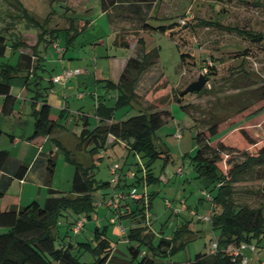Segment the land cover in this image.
I'll return each instance as SVG.
<instances>
[{
	"label": "rangeland",
	"instance_id": "374dc122",
	"mask_svg": "<svg viewBox=\"0 0 264 264\" xmlns=\"http://www.w3.org/2000/svg\"><path fill=\"white\" fill-rule=\"evenodd\" d=\"M19 1L29 15L39 22H43V19L51 11V0ZM13 5L14 0H0V31L4 32L8 38L21 36L31 44L35 43L37 28L32 25L30 20L21 16V13ZM84 5L89 10L81 12ZM70 7L75 11H71ZM52 10L56 15L49 21L51 29L60 25L63 30L55 39V43L60 46L59 52L49 48L47 59L43 62L45 75L41 89L49 98V103L54 105L55 99H58L62 104L63 98L61 95L58 96V86L50 87L48 78L49 74L58 72L57 69L59 70L61 67L59 60L66 48L67 31L64 29L68 27L67 18L92 20L95 24L93 30L99 31V28L103 26H110V17H100L99 0H61L53 2ZM146 16L147 22L154 27L169 26L178 21L180 25L188 24V27L180 32V30L177 31L179 26H175L172 29L176 31L174 39L169 36V31L165 34L141 31L140 36L143 39L144 48L146 50L156 48L158 60L141 77L138 92L140 94L139 105L133 103L131 107L116 109L114 112L116 120L122 118L126 113L129 117L133 116L141 110V107L145 108L155 104L165 96L171 97V89L184 90L190 83L196 81L199 75L205 73L201 72L203 65L209 63L214 68L212 71L214 75L208 77L204 93H190L185 95L181 104L171 100L166 105L165 108L170 112L171 119L156 131L154 143L158 151L168 152L169 157L166 159L163 154L152 165V172L158 180L149 185H145V181H141L139 185L130 188L124 187L122 183L121 187L116 189L113 188L114 184H111L107 190L97 191L94 195L96 207L90 213L91 219L83 214L82 217L85 221L83 230L78 235L70 233V237L65 240L67 242L71 240L74 245L78 241L88 240L94 246L95 226L107 225V233L112 245H119L115 254L118 257H123L128 253L127 245L118 229L119 227L124 228L127 234L131 227L129 219L122 218V223H119V215L112 209L106 208L105 203H101L102 195L108 194L109 198L113 190L116 191L115 193L123 190L124 194H127V189H135L138 195H142L143 193L147 194L145 191L147 190L148 197L154 195L149 209L148 197L144 201L145 213L148 214L150 223L147 229L150 227L151 233L154 234V243H157L160 237L171 238L178 228H186L187 242L169 259L172 264H184L193 259L195 254L208 252L220 235V231L214 230L209 221L199 219L211 217L214 211L219 212V210H213L215 206L212 198L216 192L214 186L206 178L198 177L194 169L192 158L198 150L195 140L196 132L205 127L211 115L227 116L234 111L238 103L246 102L245 98L239 96L237 87L245 84L256 87L264 83V38L259 41H251L236 32L216 29L213 26H207L206 23L217 22L224 27L252 31L264 37V0H157L155 7L148 11ZM122 24H133L135 30H140L141 25L133 21H124ZM89 33H93V31L91 29L85 31L81 37H77L79 38L77 43L68 47L64 55L65 61L74 64L72 69L75 66L82 69L94 66L93 71L97 69L99 73L107 76L109 65L108 58L105 57L106 54L120 57L122 54H128L127 48L115 47L112 39L109 41L108 37L101 38L99 43L88 44L86 42ZM139 49V45L136 44L134 52L138 54ZM186 53L193 55V58H186L185 63L182 64L181 55ZM195 60L199 65H194ZM0 61L6 63L5 59H0ZM240 67L248 76H245L243 72L232 74ZM160 76L169 85L160 88L159 93H156L157 96L153 94L150 95V98L145 97V90ZM102 84L98 85L99 99L108 107H113L116 91L102 87ZM51 89L57 96L50 92ZM94 92L92 90V93ZM75 96L69 98L71 107H74L75 111L79 107H85V113L91 118V125L94 127L96 120L90 108L93 105L88 102V98L79 102ZM87 96L90 97L88 94ZM182 105H188L187 112L182 110ZM240 123H242L240 124L241 128L258 142L257 131L264 133V113L258 115L250 123ZM178 133L181 135L180 138H175ZM69 144L67 148L70 149L72 143ZM76 150L77 152L73 151L74 156L82 164V157H87V154L79 155V149L76 148ZM107 152V154L102 153L101 159L96 162L95 178L99 181L113 179L110 174V166L113 163H118L123 167L127 162L126 172L129 168L136 172L148 160L139 155L130 154L128 156L127 150L121 144H116L113 148L110 147ZM227 157L232 161H243V156L240 154H230ZM54 159L55 175L61 185V191L67 192L70 190L71 183L69 182L67 185L66 179L74 172V168L65 160L62 153ZM138 176L143 177L144 173L138 172ZM258 177L259 174L253 172L251 176H244L234 185L233 199L238 205L250 208L264 206V178L258 179ZM133 181L134 176L132 175L127 183L130 184ZM127 201L131 210H136L137 204L133 198L128 197ZM106 209L108 213H111L110 217L117 219L116 225L108 223V220L111 219H106ZM66 218L72 220L74 216L68 214L60 219L58 231L61 239L58 242L63 241L62 236L66 233ZM2 231L0 229V232ZM245 245L250 246L249 243ZM252 246L256 249L254 253L249 250L243 252L244 257L248 259V264H264V248L258 247L255 239H253ZM74 252H77L76 249ZM86 260H92L91 251L85 252L81 257V261Z\"/></svg>",
	"mask_w": 264,
	"mask_h": 264
},
{
	"label": "trees",
	"instance_id": "16d2710c",
	"mask_svg": "<svg viewBox=\"0 0 264 264\" xmlns=\"http://www.w3.org/2000/svg\"><path fill=\"white\" fill-rule=\"evenodd\" d=\"M59 1L61 0H51V11L43 22H39L29 15L19 0H14V8L21 13V16L30 20L37 28V32L36 43L30 46L21 36L8 38L4 32L0 31V56H4L8 49L16 52L27 49L30 51V53L19 52L18 61L14 66L0 65V95L4 97L2 113L5 115L11 114L15 103L8 82L23 72L29 75L31 70L35 71L33 58L38 56V47L42 43H53L59 36V32L63 30L60 27L47 28L50 19L54 17L53 2ZM156 3L157 0H100V9L104 13H108L111 9L121 10L122 19L141 24V31L162 34L169 31V36L174 39L176 31L172 29L179 26L177 31L181 32L182 29L188 27V24L180 25L178 21L169 26H151L147 22L146 14L155 7ZM67 21L68 27L64 29L67 31L66 48L72 45L80 34L75 19L67 18ZM206 25L228 32H236L251 41L264 38L259 33L224 27L217 22H208ZM137 44L140 48L138 54L127 59L118 80L115 83L110 80L104 81L105 88L113 89L117 93L114 106L108 107L101 100L98 101L94 114L97 124L92 128L89 126V118H82L84 122L78 135L77 148L80 150L83 147L90 154L92 164L84 167L69 151H65L66 161L74 168L69 191L49 188L43 205L34 201L19 209L13 207L0 211V229L3 230L0 232V264H172L169 260L171 256L187 242V230L181 227L174 231L171 238L160 237L157 243H154V234L149 233L146 226H138L145 220V208L138 206V202L143 200L135 201L136 210L120 216V219H134L138 226L130 228L125 236L128 253L124 258L118 257L113 252L112 241L107 235V225L94 228V246L90 241H78L74 245L71 240L68 242L65 240L70 237L73 225L83 214L88 218L91 217L90 213L96 207L95 193L107 190L111 185V180L99 181L95 178L96 162L101 159L99 153L106 149L109 136L125 144L128 156L133 154L148 159L133 173L132 183H127L126 179L122 180L124 187H135L141 181H145L146 185L156 182L158 179L152 172L153 163L163 154L166 159L169 157L168 152L157 150L154 143L155 133L171 119L170 112L165 108L166 105L171 100L180 104L183 102L185 95L180 96L183 90L171 89V97L165 96L155 104L145 108L141 107L137 114L124 120L113 121L116 109L131 107L133 103L139 105L140 94L138 92L141 77L158 60L157 49L146 50L142 37H139ZM189 57L193 58V55L182 54V64ZM194 65H199V63L195 60ZM213 70L214 68L208 63V65H203L201 72L206 71L202 75L208 78L214 75ZM239 72L248 76L241 67L232 74ZM151 85L145 90L147 98L159 93L160 88H165L169 84L160 76ZM25 86L27 88L29 86L28 78ZM237 90L239 96L245 98L246 102L238 103L234 111L227 116H210L205 127L196 132L195 140L198 150L192 158L197 176L209 180L216 191L212 198L215 206L213 210L218 209L219 212H213L210 223L214 230L220 231L216 240L217 249L214 254L197 253L193 259L184 264H240L239 258L230 255V248L246 243L252 244L253 239L258 247L264 248V206L250 208L238 205L233 199L234 185L244 176H251L255 172L259 174L258 179L264 178V133L257 131L259 139L257 142L240 125L242 124L240 122L250 123L258 115L264 113V83L256 87L245 84L237 87ZM204 92L203 88L199 94ZM35 93L36 96L33 99L42 96L37 87ZM181 108L187 112L189 107L182 105ZM49 115L50 106L46 100H43L40 110L35 113L34 132L31 138L52 135L57 125L49 119ZM230 154H240L243 156V161L236 162L228 159L227 156ZM8 160V153L0 151V170H5ZM48 163L47 176L51 178L55 169L54 158H50ZM136 165L138 166L137 163ZM26 170V165H19L16 177H23ZM141 171L144 173L143 177L138 176V172ZM6 187L7 182L3 179L0 183V195H3ZM116 187L120 188L121 184L119 183ZM153 196V194L149 196L148 208H150ZM68 214L74 218L72 220L66 218V233L62 236L63 241L58 242L61 239L58 231L59 221ZM75 249L77 252H74ZM87 251H91L92 260L81 261V257Z\"/></svg>",
	"mask_w": 264,
	"mask_h": 264
},
{
	"label": "crops",
	"instance_id": "0c3cea01",
	"mask_svg": "<svg viewBox=\"0 0 264 264\" xmlns=\"http://www.w3.org/2000/svg\"><path fill=\"white\" fill-rule=\"evenodd\" d=\"M100 2V0H99ZM71 8V7H70ZM71 11L73 8L70 9ZM89 10L85 5L84 8L81 9V12H86ZM121 11V10H120ZM120 11L118 9H111L108 13H104L99 10L100 17H110V26L109 27H101L98 30H93L94 23L92 20H86V19H75L76 26L78 30L80 31L79 37L82 36V34L87 30H92L93 33H89V37L86 43L88 44H94L99 43L101 41V38L108 37L109 41L112 39L113 44L115 47H124L127 48L128 54H122L120 57L118 56H111L109 54H106L105 57L108 58V73H106L107 76H104L103 73H99L97 69L93 71L95 68L94 66L82 69L78 66H75L73 69H80L82 70V73L78 76H75L68 81H66L64 84L62 83H53L52 78L56 75L60 74L61 71L64 69H72V63H69L68 61H65L64 55L68 48H65L62 53V57L59 60V63L61 65L58 72H52V74H49L48 81L50 83V87L58 86V96H62L63 102L60 104L58 99L54 100L53 103H49V98L45 93L42 92V82L44 81V75L45 70L43 69V62L47 59V52L49 48H52L55 52H59V45L55 43V40L53 43L48 42L47 44H41L38 47V56H35L33 58L34 61V68L36 70H31L28 73L23 72L13 79H11L8 83L10 85V92L11 95L15 98V103L13 106V110L11 114L5 115L2 113V106L4 103V97L0 95V131L2 135L0 136V151H6L9 155V160L6 164L5 170H0V183L4 179L7 182L6 190L4 191L3 195H0V211H5L10 208H17L26 206L34 201L38 202L40 205H43L42 203L45 202L46 197L48 196L47 191L49 188L60 190L61 191V185L59 181L56 178L55 175V169L54 173L51 178L47 176V166L50 158H56L60 153H62L64 156L65 151H69L73 157L74 153L73 151H76L77 145H78V135L80 134L82 128H83V117L89 118V126L92 128L90 117L85 113L86 109L85 107H79L76 111L74 110V107H71V104L69 102V98L76 95V99L79 100V102H82L85 98H88V102L93 105L91 108V112L95 114V110L97 107L99 99L98 94V85L99 83H103L102 87H105V80H110L112 82H116L126 64V61L130 57H134L136 53L134 52V47L137 44V41L139 39L141 29L135 30L133 24L131 25H123L122 23L124 20L120 16ZM48 15V14H47ZM54 15H56L54 11ZM54 18V17H53ZM45 19V18H44ZM43 19V20H44ZM51 22L47 24V28L51 29ZM60 27V25H58ZM105 28V29H104ZM33 29V28H32ZM79 38H76L74 43H77V40ZM36 43V41H35ZM35 43H29L30 46H33ZM72 44V45H73ZM123 45V46H122ZM126 45L128 47H126ZM19 51H11L8 49L4 56H0V59H5V61H0V65H11L14 66L19 57ZM22 52L30 53L29 49L24 50ZM130 53V54H129ZM133 53V54H131ZM18 56V57H17ZM76 59V58H75ZM90 69V70H89ZM92 69V70H91ZM29 86L28 88L25 86V82L27 81ZM40 89V92L42 93V96H37V99H33L36 96L35 88ZM52 90V89H51ZM92 90L95 92L92 93ZM51 93H54V90L50 91ZM62 92V93H61ZM88 92V93H87ZM55 94V93H54ZM90 95L89 96H87ZM117 95V93H116ZM115 95V98H116ZM54 96H57L55 94ZM53 96V97H54ZM46 100L48 105L50 106V115L49 119L54 122L57 126L54 129L52 135H41L34 138H31L34 132V124H35V113L40 110L42 106V101ZM60 105V106H56ZM132 106V105H131ZM128 114H124L122 118L119 120H116L115 117L113 118V121H121L129 116ZM96 120V118H94ZM97 122V120H96ZM97 123H94L96 125ZM71 144V150L67 148V145ZM116 144H121L125 147V144L122 142L117 141L114 139V137L109 136L107 139V145L106 149L101 151L99 153V156L102 153H108L107 149L110 147H114ZM127 150V148L125 147ZM78 152H80L79 155L82 153L87 154V157H82V165L84 167H89L92 164V158L89 153L85 151V149L82 147ZM76 159V158H75ZM81 159V158H80ZM55 160V159H54ZM66 160V158H65ZM77 160V159H76ZM79 162V160H77ZM127 163V162H126ZM26 165L27 170L23 177L18 178L16 177L17 169L19 165ZM126 166L127 164L122 166L120 165V169L118 171V178L115 181L114 187L118 189L116 186L118 184H122V180L128 179L133 175V171L129 168V170L126 172ZM73 174L69 175V178L67 176L66 183L67 185L69 182L71 183ZM71 179V180H69ZM146 185V184H145ZM120 186V185H119ZM112 188V187H111ZM134 190V189H133ZM122 192H117L122 195V199H120V212H118V220L121 222L120 216L127 215L129 211H131L130 204L128 203V196H125L123 190ZM131 189H127V193L130 192ZM146 191V197H148V192ZM116 191L113 190L112 195L108 198V194L102 195V201L101 203H105L106 208L109 210L111 209L110 206H108V200L115 195ZM137 193V192H136ZM145 193L142 194V196ZM108 199V200H107ZM149 199V197H148ZM135 201V200H134ZM96 202V201H95ZM143 202V201H142ZM138 202V206L142 207L144 206V203ZM152 204V202H151ZM149 209V208H148ZM106 219H111L113 217H110L111 213H108V210L106 209ZM108 217V218H107ZM91 219V217L89 218ZM130 228L133 227H142L146 226L144 223L137 226V222L135 220L128 218ZM111 224V220H108ZM117 224V219L115 218V223L113 225ZM98 226V225H96ZM95 226V227H96ZM100 227V226H98ZM147 228V227H146ZM124 229V228H123ZM119 230V229H118ZM120 231V230H119ZM149 233L150 227L147 229ZM108 232V229H107ZM108 235V233H107ZM120 236L126 241V245H128L126 240V230L124 229V233L120 232ZM88 241V240H87ZM113 252L116 253L118 251L119 245L113 246ZM125 255L123 256V258Z\"/></svg>",
	"mask_w": 264,
	"mask_h": 264
},
{
	"label": "built area",
	"instance_id": "2783aa9c",
	"mask_svg": "<svg viewBox=\"0 0 264 264\" xmlns=\"http://www.w3.org/2000/svg\"><path fill=\"white\" fill-rule=\"evenodd\" d=\"M206 73V71H204ZM82 73V70L80 69H64L60 74L56 75L55 77L52 78V82L53 83H62L64 84L66 81H68L69 79L78 76ZM180 134H176L175 138H180ZM120 169V165L118 163H113L110 166V174L113 176V179L111 180L112 183H115V181L118 178V171ZM125 196L131 197L133 198V200L138 201V200H143L146 201V194L142 195H138L136 193V190H131V192H128L127 194H125ZM122 195L119 193H115V195H113V197L110 199V201L108 200V206H110V208L116 212V214H118V212H120V199H122ZM118 201V202H117ZM144 224L146 225V227L149 226V219H148V214L145 213L144 211ZM200 220H204V221H211V217L208 218H199ZM111 223L114 224L115 223V217L111 218ZM85 226V221H84V217H80L76 223L73 225L71 231L74 235H78L84 228ZM120 232L124 233V229L122 227H119ZM217 249V243L214 242L210 248V250L208 251L209 254H214L215 251ZM245 250H249L250 252H255V247L252 246V244H250L249 247H247L245 244H241L239 246L230 248V255L232 257L235 258H239L240 264H248V259H246L244 257L243 252Z\"/></svg>",
	"mask_w": 264,
	"mask_h": 264
},
{
	"label": "water",
	"instance_id": "95a60500",
	"mask_svg": "<svg viewBox=\"0 0 264 264\" xmlns=\"http://www.w3.org/2000/svg\"><path fill=\"white\" fill-rule=\"evenodd\" d=\"M208 78L204 75H199L197 80L190 83L181 93L180 96H184L190 93L200 92L206 85Z\"/></svg>",
	"mask_w": 264,
	"mask_h": 264
}]
</instances>
